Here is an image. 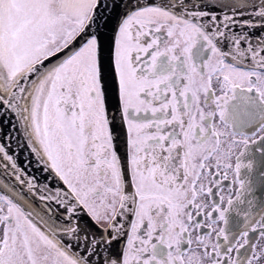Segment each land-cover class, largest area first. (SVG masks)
Wrapping results in <instances>:
<instances>
[{
    "label": "snow or ice",
    "instance_id": "6c2138e0",
    "mask_svg": "<svg viewBox=\"0 0 264 264\" xmlns=\"http://www.w3.org/2000/svg\"><path fill=\"white\" fill-rule=\"evenodd\" d=\"M0 264H264V0H0Z\"/></svg>",
    "mask_w": 264,
    "mask_h": 264
}]
</instances>
